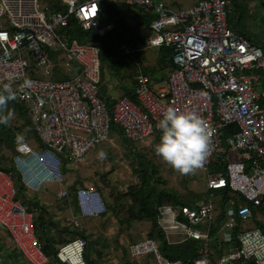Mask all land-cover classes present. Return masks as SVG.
<instances>
[{"label":"built area","instance_id":"built-area-1","mask_svg":"<svg viewBox=\"0 0 264 264\" xmlns=\"http://www.w3.org/2000/svg\"><path fill=\"white\" fill-rule=\"evenodd\" d=\"M101 1L57 0L61 11H52L42 0H0V90L23 105L41 145L33 148L16 136L14 173L0 170V225L26 262L50 264L36 235V213L16 199L15 175L36 194L49 185L65 186L63 157L80 166L95 148L114 142L119 130L132 144L155 137L168 148H190L189 157L177 162L199 160L207 169L210 191L229 189L240 196L247 204L228 207L222 236L233 243L236 219L248 223L252 208L264 211V47L230 26L233 0H198L181 11L154 0H125L151 12L147 48L171 49L173 69L167 81L155 82L138 64L134 99L123 97L109 106L101 95L100 48L61 33L77 19L84 32L104 37L108 29L99 25ZM259 1L264 18V0ZM120 51L134 52L126 45ZM61 67L65 73L57 77L72 80L54 79L52 72ZM232 127L237 132L226 137ZM221 157L224 171H213ZM76 196L83 218L108 212L94 187L81 188ZM58 198L70 194L63 190ZM214 208L212 199L198 207L162 206L159 229L168 244L202 243L193 264H264V231L257 228L237 235L239 247L212 256ZM71 224L80 226L78 220ZM87 244L77 238L64 245L59 261L73 264L66 250L75 246L80 250L77 264H86ZM127 254L133 260L153 256L157 264H185L168 260L153 239L130 244Z\"/></svg>","mask_w":264,"mask_h":264},{"label":"rangeland","instance_id":"rangeland-1","mask_svg":"<svg viewBox=\"0 0 264 264\" xmlns=\"http://www.w3.org/2000/svg\"><path fill=\"white\" fill-rule=\"evenodd\" d=\"M155 1H162L175 11L189 10L197 2V0ZM236 1L240 2V0H235V2ZM251 1L250 10L252 14L248 13L250 10L247 8V13L244 14L242 20L234 18L233 24L238 28L237 33L243 35L245 33L247 36H253L257 41L258 39L264 38L263 7L259 0ZM246 4L248 6V0H246V3L243 2V6L245 7ZM235 9L236 6H234V10ZM253 9H255V12ZM119 52L121 53V51H118V53ZM156 52V50H147L145 52V57L148 59H142V56H140V59H128L126 57L124 58L122 54L117 55L114 60L119 61L120 65L118 66L122 67V73L120 74V77H123L122 83L127 87L130 85L129 89L133 90L134 86L131 85L132 82L130 83V78H134L139 62L148 76H151L155 80H160V73L157 72L160 67L158 65L159 59L154 57V53ZM136 61L139 62L136 63ZM110 66L111 65H106V80L116 75V71ZM36 73L40 74V71ZM61 73H65L62 67L52 72L54 75ZM112 81L117 83L118 80L113 79ZM107 96H110V94L108 93ZM5 119L10 126L15 129H20L22 132H28L29 135L32 136L31 126L28 124L29 120L26 121L25 119H21L18 111L10 116H6ZM113 141L114 142L104 143L95 148L86 156L83 164L80 166H72L70 171L64 175L71 192L74 191V189L71 190V186L78 184V187H81L83 183L85 186L94 187L107 206H116V210L110 209L111 211L109 210L101 219L81 220L80 223H84L82 227L84 230L82 229L81 232L87 233V237H90L93 241H98V239L104 237L105 244L108 248H103V250L106 252L109 248H115V254H117L119 260H124L122 264H157L153 256H148L140 261L132 263V261H130L131 259L125 258L122 248L125 247V244L129 241H134L135 243L146 241L151 231V224L149 221L132 223L131 226H123L122 224V220L128 217L130 205L134 204L133 198L129 196L130 191L138 189L142 183L141 174L136 172V169H138V171L140 169L137 168V160H144L146 163H150L155 167L158 173L156 185L159 189H165L176 194L183 201H189L191 203L188 204L189 206L197 204L208 195L207 169L195 158L187 161L183 165H177V159L182 157L185 158L186 153L178 147L168 148L163 146L155 137L136 143L132 148H130L129 144L119 133L114 135ZM30 145L33 148L35 147L34 143H30ZM13 155V150L0 147V159H2L3 166H8L11 163ZM143 170L148 171V169ZM61 189L62 187L58 184L49 185L46 190L44 189V191L39 194L40 201L46 198L51 199V211L54 213L58 211V216L59 209L60 213L66 210L64 208V202L58 201L56 196ZM117 197L120 199L117 200ZM139 197L142 199V195ZM215 201L218 202V200ZM118 205H122L125 208L122 209L123 207L120 208ZM58 216L56 218H58ZM46 219H49L48 215ZM51 219L53 220V218ZM59 219L53 221L59 224L60 229L67 227L66 224L69 217L64 218V223H62V219ZM2 232L7 234L3 229L0 230L1 243L8 238ZM74 234L75 230L70 231V234H63L62 239L72 238ZM172 241L175 242L176 237H172ZM105 252L102 253L103 256L100 259L98 258V252L91 248L89 252L85 254V257L93 261L91 264H104L105 262L108 264L111 262L114 255L107 258ZM105 259L107 260L105 261Z\"/></svg>","mask_w":264,"mask_h":264},{"label":"trees","instance_id":"trees-1","mask_svg":"<svg viewBox=\"0 0 264 264\" xmlns=\"http://www.w3.org/2000/svg\"><path fill=\"white\" fill-rule=\"evenodd\" d=\"M43 3L49 7L52 11H61V7H59L56 3L57 0H42ZM155 2H161V1H155ZM234 2V3H233ZM232 5L233 9L234 6H236L235 11H239L240 5L235 4V0H233ZM104 9L102 11L101 19H99V25L101 28H107L108 31L105 34L104 37H100L95 34L94 31L92 32H84L81 29L80 23L77 19H72L70 22V25L62 30V34L67 35L70 39H77L82 44H93L100 48L101 50V71H102V77H103V65H111L110 67L115 69L116 63L111 58L112 52L120 51L121 47L124 46L125 43V33H129L131 31L130 26L128 25L129 22H133V18L137 19V26L138 27H145L151 25V22L153 20V16L150 11H148L146 8L139 7L137 5H125L123 8V13L118 12L113 4L105 3L103 2ZM243 11L241 14L236 13L234 18L242 19L244 17ZM233 14H230L229 21L231 24V21H233ZM136 34H138V31H134ZM244 33V32H243ZM243 35V34H242ZM244 36L248 38L250 41L254 42L251 37L247 36L244 33ZM130 40V39H129ZM255 43V42H254ZM256 44V43H255ZM258 44V43H257ZM256 44V45H257ZM259 46V45H258ZM264 47V46H261ZM168 50L167 53V59L164 56L165 61H169L170 64L172 63V50L171 49H163ZM166 58V59H165ZM109 64H108V63ZM63 80L69 81L72 80L70 75H66L62 77ZM56 80V79H55ZM130 95V94H129ZM134 99L133 92L131 97ZM110 106V105H109ZM16 111L19 112V117L21 119H25L28 121V124L30 126L32 124L31 119L27 113V111L24 110V107L21 103H19L15 97L10 96L9 94L3 92L0 90V119L2 120V124H0V147L7 150H13L15 152V142H16V136L22 137V131L20 129H10L8 127V123L6 122V116H10L13 113H16ZM32 135L36 137L34 127H31ZM237 132L236 127H232L229 131H227L226 137H231ZM122 137L123 134L121 131H117ZM123 139L129 144L130 148L134 147V144L128 142L124 137ZM163 146H165L163 144ZM179 147V146H178ZM182 149L186 153L185 158L187 159L189 157V149H186L185 147ZM186 149V150H185ZM185 158H178L177 161L180 159ZM2 159H0V170L5 171L8 173H14V170L12 168L3 166ZM191 160V159H189ZM188 160V161H189ZM181 162V161H180ZM176 162L177 165H183L186 162ZM200 162V161H199ZM223 157L220 158V160L213 164L211 166V169L213 171H224L223 167ZM226 163V162H225ZM224 163V164H225ZM202 165V164H201ZM69 159L67 157H63V166L62 170L64 175L67 174L70 171V168H72ZM137 168H140L139 171L136 169V172L141 174L142 177V183L138 189H133L130 191V197L133 198L134 204L130 205V208L128 210V217L124 220H122V224L131 226L132 223L137 222H147L151 224V231L148 234V239H153L161 244V252L162 254L171 261H183L185 264H193L195 258L198 255V251L202 246V243L199 241L194 240H188L187 242H184L182 244H168L166 241V238L164 234L160 231L158 226V219H159V208L162 206H170L175 209H181L183 207H198L203 203H207L208 200L212 199L214 203V219L211 223L210 227V234L212 237L211 241V249H212V256L216 257L219 256L222 252L233 250L237 247L238 241H237V235L241 233L244 230L251 229V228H257L264 231V211L262 208H252L254 213V218L250 220L248 223L241 222L239 219H236V227L232 231L234 234V240L233 243L228 244L223 241V233L226 231L225 226L227 224L228 218H227V210L228 207H231L233 203L235 204V207L240 204L246 205L247 203L241 199L240 196L237 195H231V192L229 189H222V190H215L210 191L208 188V177H207V188H208V195L205 196L204 199H202L200 202H195L197 204L194 205H188L191 204L189 201H183L181 198H179L176 194H173L165 189H159V187L156 185L157 183V170L155 167L150 164L146 163L144 160L141 159L137 160ZM143 169H148V171H145ZM15 182V188H16V199L20 200L23 205L27 206L30 211H33L36 213L35 217V228H36V235L40 243L43 245V250L46 256L49 259V263L53 264H62L57 257V254L61 247L64 245L70 243L71 241H74L77 238H82L87 241V248L84 251V260L86 264H91L93 261L90 260V258H86L85 254L89 252L91 248L95 249V251L98 252V256L102 257V250L99 248L100 242H104V248L107 247L105 244V240L101 241H93L90 237L88 238L85 232H81L82 228L74 227L71 223H67V227H64L60 229V226L57 222H54L51 218L50 211L42 205L40 201V197L38 194H32L30 191H28L23 184L21 183L20 177L16 174L14 178ZM83 185V183H82ZM82 187V186H81ZM80 187H78V184H75L71 186V190L74 189L73 194L71 196L73 202V206H77V196L76 191H78ZM129 194V193H128ZM213 194V195H212ZM142 195V199L139 197ZM120 198L117 197V200ZM218 200L215 201V200ZM59 201V200H58ZM64 202V208L68 207L69 201L68 199H62L60 200ZM193 204V203H192ZM107 210L110 209L116 210V206L113 205H106ZM120 208H122V205H118ZM123 207L122 209H124ZM112 210V211H113ZM111 211V210H110ZM108 213V212H107ZM48 215L49 219H46L44 216ZM47 217V216H46ZM260 218V220H259ZM2 230V229H0ZM54 230V233L51 231ZM75 230V234L72 237V240L70 241H62L63 234H70V231ZM8 235V234H7ZM9 236V235H8ZM10 238V236H9ZM11 240V238H10ZM135 244L134 241H132ZM62 245L58 248V246ZM11 258H14L15 260L23 259L25 261L24 264H30L26 262L25 258L23 257L22 253L13 245L11 240ZM5 246L4 243H1L0 241V252L4 250ZM126 249V257L130 260L131 258L128 257L127 254V248ZM90 256V255H89ZM98 257V258H99ZM148 257V256H147ZM0 258H2L0 254ZM154 258V257H153ZM142 260V259H140ZM140 260H133L132 262H137ZM156 261V260H155Z\"/></svg>","mask_w":264,"mask_h":264},{"label":"crops","instance_id":"crops-1","mask_svg":"<svg viewBox=\"0 0 264 264\" xmlns=\"http://www.w3.org/2000/svg\"><path fill=\"white\" fill-rule=\"evenodd\" d=\"M155 1V0H154ZM251 0H248V6H247V4L245 5V7L243 6V2L244 3H246V0H240V2L239 1H236L235 2V4H237V5H240V7H239V11H235L234 9H233V7H232V14H233V18L235 17L234 15L236 14V13H238V14H241L243 11H245L244 13H247V8H248V10H250V4H251V2H250ZM103 2H105V3H109V4H113L114 5V7H115V9L118 11V12H120V13H123V10H124V6L125 5H128V3L125 1V0H102L101 2H100V4H99V6H100V8H101V13H100V18L99 19H101V16H102V11H103V9H104V5H103ZM162 2V1H161ZM197 2H198V0H197ZM197 2L190 8V9H192L196 4H197ZM233 2V1H232ZM164 3V2H163ZM234 3V2H233ZM189 9V10H190ZM254 10V12H255V9H253ZM249 14H252V12H251V10L248 12ZM137 19H134L133 18V22H129V20H128V25L130 26V28H131V31L129 32V33H125V43H124V45H126L127 47H129V49L130 50H133L134 52L132 53V54H129V55H126V54H124L123 52H119L118 53V51L116 50V52L114 51V52H112V53H110L111 55V58L114 60V58H116L117 57V55H119V54H122V56H124V58L126 57V58H128V59H140V56H142V59H148L147 57H145V52L147 51V50H151V49H148L147 48V45H148V40H149V38H150V35H151V30H150V24H149V26H145V27H143V28H141V27H138L137 26V21H136ZM238 20H239V18H238ZM240 20H242V19H240ZM230 26L236 31V32H238V28L237 27H235V25L233 24V21H231V24H230ZM134 31H138V34H136ZM251 37V39L257 44V45H259V46H264V38L263 39H258L257 41L255 40V38H253V36H249V38ZM130 39V40H129ZM167 53H168V50H160V51H157L156 53H154V57H157L158 59H159V62H158V65L160 66L159 67V71H157L158 73H160V80H155V79H153L151 76V78L155 81V82H165V81H167V79H168V77H169V73L172 71V69H173V64L171 63L170 64V62L169 61H165V60H163L164 59V56L167 58ZM136 57H138V58H136ZM165 58V59H166ZM167 59H169V58H167ZM114 62L117 64L116 65V67H115V69H113L114 71H116V75L114 76V77H110V78H108V80H106V65H103V77H102V86H101V95H102V97L108 102V104L110 105V106H112V105H114L118 100H120L121 98H123V97H131V95H132V92H133V90H134V88H133V90H131V89H129V86L130 85H128V87L125 85V84H123L122 82H123V77L121 76L120 77V74L122 73V70H121V68L122 67H119L118 65H120V63H119V61H116V60H114ZM139 61H136V63H138ZM139 64H141L140 62H139ZM145 72V71H144ZM146 74V73H145ZM257 74L259 75V76H263L262 75V73H260V72H257ZM55 78L57 79V80H63L62 79V77H57V75H55ZM113 79H117L118 81H117V83H114L112 80ZM132 82V83H131ZM130 83H131V85L132 86H135V84H134V78H130ZM2 91V90H1ZM3 92H5V93H7V94H9L10 96H13L10 92H7V91H3ZM108 93L110 94V96H107L108 95ZM130 94V95H129ZM14 97V96H13ZM23 106V105H22ZM24 110H25V108H24ZM26 111V110H25ZM31 119V118H30ZM31 122H32V120H31ZM32 124H33V122H32ZM8 127L12 130V129H15L14 127H12V126H10L9 124H8ZM31 127H33L32 125H31ZM229 131V130H228ZM227 132V131H226ZM225 132V133H226ZM22 138H24L29 144L30 143H34V145H35V147L34 148H39L41 145H40V143H39V141H38V139L37 138H35V136H30L29 135V133L28 132H23L22 134ZM225 136H226V134H225ZM158 140V139H157ZM14 153V155L12 156V159H11V163L8 165V166H6V167H9V168H12L13 170H14V163H13V158H14V156H15V152H13ZM1 162H2V160H1ZM72 167V166H71ZM66 180V185L65 186H61L62 187V189H61V191L56 195L57 196V198H58V195L63 191V190H67L68 192H69V194H70V198L68 199V201H69V204H68V207L67 208H65L66 210H64V211H62L61 213H60V209H59V216H58V211H56L55 213L54 212H52L51 210V199L50 198H46V199H43V201H41V203H42V205H44L49 211H50V215H51V217L54 219V221L55 220H57V219H59V220H61L62 219V223H64V218H68L69 217V219H67L68 221H67V223H71V221L72 220H78V222L80 223V221L81 220H83V219H87V220H97V219H101V217L103 218L104 217V215L103 216H101L100 218H83L82 216H81V214H80V211H79V206H78V199L76 200L77 201V206L75 207V206H73V202H71V200H72V198H71V196H72V194H73V192H71L70 190H69V185H68V183H67V179H65ZM84 187H88V186H85L84 184L82 185V187H80L79 189H81V188H84ZM78 189V190H79ZM45 190H46V188H45ZM32 193V192H31ZM76 193H77V191H76ZM32 194H36V193H32ZM39 194H41V192L39 193ZM38 194V195H39ZM58 200L60 201V199L58 198ZM53 201V200H52ZM107 214V213H106ZM105 214V215H106ZM46 216H47V214H46ZM58 216V218H56ZM62 217V218H61ZM46 218V217H45ZM61 223V222H60ZM83 224L84 223H80V226H81V228L83 227ZM1 229V228H0ZM83 230H84V228H82ZM53 233H54V230H51ZM3 233V232H2ZM3 234H5L8 238L7 239H5V240H3L2 242L4 243V246H5V248H4V250H2L1 252H0V254H1V256H2V258H0V264H24L25 263V261L23 260V259H18V260H15L14 258H11V241H10V238H9V236L4 232ZM86 235H87V233H86ZM90 235V234H89ZM105 236V235H104ZM102 239V240H101ZM101 239H98V241L99 240H101V241H103V240H105V238L103 237V238H101ZM70 240H72V238L71 237H69V238H66V239H62V241H70ZM100 242V241H99ZM131 243H133L132 241H129L128 243H126L125 244V247H122L123 248V253H124V255H125V258L127 259V257H126V249L125 248H127ZM100 244V246H99V248H101V250H102V252L101 253H104L105 252V250H103V246H104V242H100L99 243ZM62 245H60V246H58V248L59 247H61ZM105 248H108V246L107 247H105ZM121 251V250H120ZM106 254H107V258H110V257H112V255H114L113 257H112V259H111V262H109L110 264H122V262L124 263V260L122 261V259H121V261L119 260V257L117 256V254H115L116 253V249L115 248H113V249H107V251L105 252ZM109 253H110V255H109ZM109 255V256H108ZM102 256H103V254H102ZM105 256V255H104ZM99 257V256H98ZM100 259H101V257H99ZM123 258H124V256H123ZM143 259V258H142ZM107 259H105V261H106ZM127 261V260H126ZM108 263V264H109ZM132 263H135V262H132ZM50 264H53V263H50ZM104 264H106V262L104 263Z\"/></svg>","mask_w":264,"mask_h":264},{"label":"bare ground","instance_id":"bare-ground-1","mask_svg":"<svg viewBox=\"0 0 264 264\" xmlns=\"http://www.w3.org/2000/svg\"><path fill=\"white\" fill-rule=\"evenodd\" d=\"M66 251L68 253L69 258L71 259V262L73 264H77L78 263V259H80L79 258V255H80L79 248H77L75 246H70L69 248H67Z\"/></svg>","mask_w":264,"mask_h":264},{"label":"water","instance_id":"water-1","mask_svg":"<svg viewBox=\"0 0 264 264\" xmlns=\"http://www.w3.org/2000/svg\"><path fill=\"white\" fill-rule=\"evenodd\" d=\"M0 228L3 229V227L0 225Z\"/></svg>","mask_w":264,"mask_h":264},{"label":"clouds","instance_id":"clouds-1","mask_svg":"<svg viewBox=\"0 0 264 264\" xmlns=\"http://www.w3.org/2000/svg\"><path fill=\"white\" fill-rule=\"evenodd\" d=\"M59 260V259H58ZM63 264V263H62Z\"/></svg>","mask_w":264,"mask_h":264}]
</instances>
